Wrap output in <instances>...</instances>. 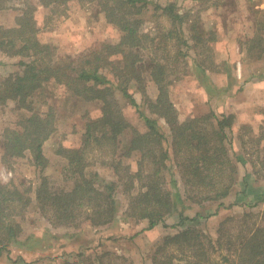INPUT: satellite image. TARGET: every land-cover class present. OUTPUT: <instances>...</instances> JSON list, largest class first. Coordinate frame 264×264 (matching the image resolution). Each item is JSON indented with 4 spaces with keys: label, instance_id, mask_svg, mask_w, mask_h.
Returning a JSON list of instances; mask_svg holds the SVG:
<instances>
[{
    "label": "trees",
    "instance_id": "trees-1",
    "mask_svg": "<svg viewBox=\"0 0 264 264\" xmlns=\"http://www.w3.org/2000/svg\"><path fill=\"white\" fill-rule=\"evenodd\" d=\"M3 1L0 0V8L4 7L1 4ZM71 1L38 0L44 6H50L53 11ZM88 1L96 15L103 13L106 23L120 30L117 41L104 40L76 54L60 57L58 46L41 37L36 14L38 4L29 0L17 15L15 25H0V52L24 57L20 60L23 67L20 72L0 80V104L13 99L18 108L27 111L17 126H7L2 133L0 147L3 161L11 162L28 151L41 171L48 165L44 142L57 129L59 110L44 93L49 92L46 82L55 81L58 86L65 87L68 99H98L102 104L97 116L87 118L80 144L61 146L57 150L67 160L65 168L72 181L71 186L56 189L48 177L42 174L36 188L38 207L53 225H76L77 220L83 216L94 225H105L115 220L119 211L115 196L119 182L134 185L139 179L142 186L136 192H131L130 215L137 214L147 219V228H153L159 223L168 225L166 219L177 205L175 196L181 199L179 191L172 192L164 184L163 170L170 159L185 169L189 187L199 189L195 196H191L187 189V195L194 201L218 200L228 196L236 182L237 173V165L227 145V130H233L235 113L219 114L209 109L181 119L170 95L169 85L174 81L170 71L174 69L168 62L170 58H158L156 53L146 59L141 51L155 49L157 52L168 48L172 38L178 44L196 47V40L203 41L205 38L206 29L190 22L191 32H185L182 22L187 14L178 10L176 0ZM150 3H154L155 13L167 15L172 21L167 29L156 28L155 34L143 29L146 12L151 9ZM259 11L256 9V12ZM256 23L263 27L256 28L252 36L242 40L241 49L252 54L258 52L259 58H263L264 34L261 32L264 31V17L257 18ZM207 49L209 51L211 46L208 45ZM205 70L204 66L201 72ZM147 72L158 88L154 98L146 90ZM134 82L138 83L142 96H145L149 113L141 108V103L130 90ZM119 91L135 107L145 124V129L133 128V135L128 142L122 136L130 123L117 98ZM39 95V98L43 96V102L47 104L44 109L36 106ZM164 123L170 126V140L163 130ZM97 150L111 153L116 179L108 180L98 170L91 168L95 162L89 160L88 154ZM133 155L138 158L137 170L131 169V163H124L126 158H132ZM147 161L153 163V169L146 170ZM108 162L107 158L100 161L104 165ZM31 200V195L21 191L18 186L0 182V254L11 243L21 241L18 236L22 227L12 219L11 214L16 209H26ZM185 207L175 210L179 218L171 225L177 227V231L163 237L157 246L154 264H176L172 258L158 259V254L164 253L172 241L189 238L193 231H196V238L191 244L193 250L196 247L198 250L203 249L205 241L193 221L203 216L210 217L218 213L219 209L205 213L198 210L189 214ZM233 220L231 216L221 222L220 234L216 238L220 241L223 235L231 237L225 246L226 262L222 264H264V225L239 223L238 230L233 232L226 228V224ZM209 241L213 242L211 239ZM66 264H81V261L68 260Z\"/></svg>",
    "mask_w": 264,
    "mask_h": 264
},
{
    "label": "rangeland",
    "instance_id": "rangeland-1",
    "mask_svg": "<svg viewBox=\"0 0 264 264\" xmlns=\"http://www.w3.org/2000/svg\"><path fill=\"white\" fill-rule=\"evenodd\" d=\"M26 1L4 0L1 3L4 7L0 8V25H15L16 17L25 8ZM29 1L38 4L36 14L41 37L58 46L60 57L76 54L104 40L117 41L120 35L118 28L106 23L103 13H94L95 9L88 0H72L67 5H60L57 11H53L50 6H44L38 0ZM176 1L178 10L187 14L182 22L185 32H191V22L192 25H200L206 29L205 38L203 41L196 40V47L178 44L172 38L168 48L159 49L157 52L155 49H141L142 54L146 59L156 53L158 58H170L169 66L175 70H170L171 77H174L169 85L170 95L181 119L209 109L219 114L235 113L233 130H227V145L237 165V173L236 182L228 196L198 202L190 198L199 189L193 190L189 187L185 179V169L178 166L174 159L167 162L163 170L164 184L172 192L181 193V199H176L177 195L175 196V210L186 206L189 214L198 210L205 213L215 208L219 211L210 217L203 216L200 220L193 221L205 241L202 250L197 247L193 250L191 244L196 238V231H193L183 242L172 241L168 244L164 253L158 254V259L172 258L176 264H222L223 261L226 262L225 246L231 238L223 235L220 241L216 239L223 220L234 217L233 221L226 224V228L233 232L238 230L239 223L264 225V57L259 58L258 52L252 54L241 49V41L248 38L249 34H254L256 28L261 26L256 21L257 18L264 17V0ZM150 6L151 9L145 15L143 29L155 34L156 28L170 27L171 19L167 15L155 13L154 3H150ZM256 9L260 11L256 12ZM261 33L264 34V31ZM208 45L211 46L209 51ZM179 48L182 50L179 51ZM23 58L1 51L0 80L20 72L23 68L20 60ZM204 66L206 70L201 72ZM146 76V90L154 98L158 92L157 85L148 72ZM45 86L49 92H45L44 96H48L57 105L59 118L56 131L44 142V153L48 157V165L44 171L34 164L28 151L24 156L5 163L0 147V182L18 186L32 198L26 209H16L11 214L12 219L22 227L18 236L21 241L11 243L2 250L0 264H66L68 260L81 261V264H154L157 246L166 234L177 231V227L171 224H175L179 217L174 210L166 219L168 225L159 223L153 228H147V219L140 218L137 214L130 215L131 192H136L142 186L141 179L135 181L134 185L119 182L115 191L119 211L116 219L105 225H94L83 216L76 221V225L55 226L40 211L36 188L41 182L42 174L48 177L56 189L71 186L72 181L65 168L67 160L57 150L61 146L80 144L87 118L97 116L102 104L98 99H68L65 87L58 86L55 81L46 82ZM130 90L141 103V108L149 113L138 83H132ZM39 97L41 96H38L36 106L46 108L43 96ZM117 98L130 123L122 136L128 142L133 135V128L145 129V124L121 91L117 92ZM25 114L26 109L18 108L13 99L0 104V140L4 129L7 126H17V122ZM163 130L170 140L171 130L167 123H164ZM88 158L95 162L91 168L98 170L104 178H117L111 164V153L97 150L89 153ZM106 158L109 160L108 166L100 163ZM124 163H131L132 170L139 169L138 158L134 155L126 158ZM146 164V170L154 168L151 161ZM187 189L191 192L189 196ZM247 211L250 213L247 214Z\"/></svg>",
    "mask_w": 264,
    "mask_h": 264
},
{
    "label": "crops",
    "instance_id": "crops-1",
    "mask_svg": "<svg viewBox=\"0 0 264 264\" xmlns=\"http://www.w3.org/2000/svg\"><path fill=\"white\" fill-rule=\"evenodd\" d=\"M250 36H252L253 34L251 33V34H249Z\"/></svg>",
    "mask_w": 264,
    "mask_h": 264
}]
</instances>
